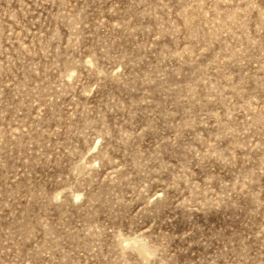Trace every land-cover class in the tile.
Masks as SVG:
<instances>
[{
    "label": "rangeland",
    "instance_id": "obj_1",
    "mask_svg": "<svg viewBox=\"0 0 264 264\" xmlns=\"http://www.w3.org/2000/svg\"><path fill=\"white\" fill-rule=\"evenodd\" d=\"M0 264H264V0H0Z\"/></svg>",
    "mask_w": 264,
    "mask_h": 264
}]
</instances>
